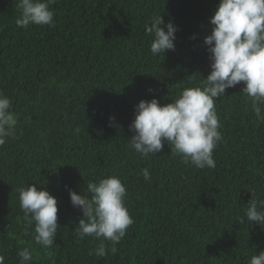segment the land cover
<instances>
[{"label":"trees","instance_id":"1","mask_svg":"<svg viewBox=\"0 0 264 264\" xmlns=\"http://www.w3.org/2000/svg\"><path fill=\"white\" fill-rule=\"evenodd\" d=\"M219 2L54 0L52 26L24 29L16 25L19 0H0V92L17 116L14 135L0 146L5 264H20L26 247L30 264H249L264 250V225L245 215L252 193L264 199V122L242 93L243 82L215 102L222 135L215 168L183 163L166 142L147 158L129 146L141 100L171 103L210 74L204 37ZM158 15L178 30L175 50L154 56L145 25ZM110 175L126 186L134 223L115 254L98 257L100 241L77 236L83 213L69 190L83 194L88 182ZM24 185L57 200L60 227L51 248L34 240L17 191Z\"/></svg>","mask_w":264,"mask_h":264},{"label":"clouds","instance_id":"2","mask_svg":"<svg viewBox=\"0 0 264 264\" xmlns=\"http://www.w3.org/2000/svg\"><path fill=\"white\" fill-rule=\"evenodd\" d=\"M53 3L54 0H19L17 27L52 26L54 12L49 6ZM150 20V26L146 23L145 28L153 37L151 53L156 56L175 50L177 27L171 21L165 24L162 15ZM210 23L213 28L204 37V44L210 53L211 71L206 79L201 78L200 86L184 88L171 103L161 105L154 97L135 106V118L129 125L134 135L129 146L144 158L161 152L166 142L171 145V154L179 155L183 163L190 162L200 169L215 168L213 151L222 140L215 102L225 95L226 89L241 82L245 85L242 93L251 100L257 119L264 122V0H220ZM10 109V98L0 92V146L14 135L17 124V116ZM141 175L146 181L151 180L148 168L142 169ZM17 191L29 224L34 222L35 242L45 249L51 248L60 227L56 198L35 185H24ZM69 195L73 207L83 213L75 228L77 236L99 240L94 249L98 257H106L109 251L115 254L116 245L134 223L124 204L126 186L120 178L110 175L90 181L85 193L69 190ZM254 195L247 203L245 215L261 226L264 199L257 200ZM239 223H244V219L240 218ZM105 241L111 242L110 249ZM18 255L20 264L33 260V252L27 247ZM0 264H5L4 255H0ZM249 264H264V250L252 255Z\"/></svg>","mask_w":264,"mask_h":264}]
</instances>
